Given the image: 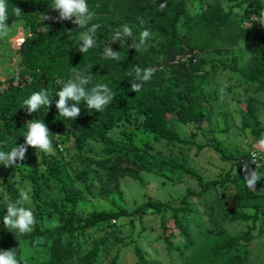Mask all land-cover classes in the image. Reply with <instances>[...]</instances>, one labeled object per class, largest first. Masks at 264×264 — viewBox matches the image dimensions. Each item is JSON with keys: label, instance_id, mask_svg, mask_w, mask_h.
I'll list each match as a JSON object with an SVG mask.
<instances>
[{"label": "rangeland", "instance_id": "374dc122", "mask_svg": "<svg viewBox=\"0 0 264 264\" xmlns=\"http://www.w3.org/2000/svg\"><path fill=\"white\" fill-rule=\"evenodd\" d=\"M242 1L186 0V10L192 18L217 3L227 13L228 19L237 23L242 36L232 47L178 55L162 68L167 69L166 83H172L175 78L169 72L171 69L177 70L182 63L187 64L189 60L200 58V73L207 75L201 85L207 101L200 107V113L206 116L210 112L209 119L182 124L173 113L167 114L165 118L168 129L176 132L182 140L204 145L202 150L192 144L164 140L142 128L143 117L132 111L106 132L104 140L88 139L79 149L75 147L74 138L62 131L55 136L52 153L26 156L20 166V173L24 176L17 175L14 179H8L19 193L21 190L29 192L30 199L23 206L34 212L36 223L33 230L55 229L63 226L64 221L73 215V236L63 234L60 238L62 244L72 249V264H78L88 253H93L90 264H204L203 251L215 231L224 230L228 235L235 236L251 227L250 241L235 244L222 259L237 256L243 264H264V214L258 215L254 225L251 221L230 220L231 216L241 212H253L252 209L240 207L235 201V181L232 178L240 173L237 159L251 149L262 152L264 158V150L257 147V141L251 136L249 128L242 127L248 101L263 125L264 87L247 83L237 71L230 69L231 65L238 69L245 67L257 52L258 42L249 33L260 28V24L252 17L264 9V0L254 6ZM237 3H241L240 6ZM58 15L57 12L49 13L54 22L59 21ZM61 22L64 29L71 32L68 46L75 45L80 41L79 34L84 31H75L76 25L71 21ZM11 25L9 36L0 39V84L3 88L11 84V79L17 81L19 58L13 39L19 33L27 32L24 22H19L18 26ZM132 27L133 37L124 41L111 39L103 48V56L108 46L120 52V59L135 51L130 45L138 39L140 31ZM176 28L177 35L183 37L188 31L186 20L180 17ZM162 43L164 41L157 38L148 43V48ZM216 146L229 160L221 158L215 150ZM85 158L91 159L94 164L84 165ZM56 161L58 167L52 173L47 166L54 165ZM173 164H184L204 183L222 179L226 174L232 181L223 187L211 186L201 196H188L191 210L187 215L179 213L174 216L170 210L154 212L147 209L140 216L135 213L131 217H120L99 222L89 228L84 227L92 213L114 212L119 208L133 212L147 199L170 207H181V200L188 191L198 193L201 189L194 178ZM117 165L137 170L142 182L131 178L109 179V170ZM29 175L36 177V181L27 178ZM66 190L74 193L77 200L74 207L64 198ZM253 191L264 195V190L256 186ZM10 203L14 201L5 192L0 179L3 216L7 214L6 209ZM261 211L264 213V207ZM8 231L16 236L30 234L21 235L13 229ZM182 231L188 233L189 241L181 234ZM52 242V239L38 236L19 240L14 249L20 264L47 261ZM10 249L11 244L0 248Z\"/></svg>", "mask_w": 264, "mask_h": 264}, {"label": "trees", "instance_id": "16d2710c", "mask_svg": "<svg viewBox=\"0 0 264 264\" xmlns=\"http://www.w3.org/2000/svg\"><path fill=\"white\" fill-rule=\"evenodd\" d=\"M261 1L263 0H243L242 3L254 6ZM161 3H164V0H88L90 9L96 13V17L91 23H98L101 27L95 34L97 47L89 49L86 53H80L81 41L69 47L70 33H67L60 22H54V19L49 16V13H56L51 10L52 0H8V24L24 22L30 37H26L19 51L17 81L14 82V79H11V84L0 95V150L10 151L15 146L25 144L23 136L27 128L24 126L30 120H43L48 126L49 132L54 134L52 143L55 140V135H59L63 131L74 138L75 147L79 149L88 139L104 140L106 132L132 111L143 117L142 128L160 138L195 145L193 141L182 140L176 132L168 129L165 116L173 113L182 124L199 123L209 119L210 112L206 116L200 113V107L207 101L206 95L201 90V85L205 82L207 75L200 73V58L189 60L187 64L182 63L181 68L177 70L171 69L169 72L174 74L173 78H175V82L172 83H166L167 69L162 68L178 55L232 47L242 34L237 29V23L229 20L227 13L217 3H213L206 11L193 18L186 10V0H167L168 6L162 10L159 8ZM240 4L237 3L238 6ZM12 6L19 7L23 15L16 17L13 14ZM38 13L46 14L51 19L42 22ZM180 17L186 20L188 26V31L183 37L177 35L176 26ZM138 18L143 19L145 26L151 30L152 38L149 42L159 38L164 43L160 46L152 45L147 51L136 52L135 50L119 60L108 61L102 51L112 39L114 31L120 29L124 24L135 26L141 31ZM44 26L48 27V31H44ZM74 30L78 32L87 29L75 26ZM249 34L258 42L257 52L249 59L245 67L238 69L235 65H231L230 69L237 71L247 83H253L262 88L264 87V25L260 24L259 29H254ZM133 65H138L142 69L147 67L156 69L152 79L143 83L138 92L131 91V84L135 81L128 75ZM72 67L90 72L94 76L92 84L107 83L113 90L114 99L102 111L89 110L82 101L79 105L81 112L77 118L72 120L59 115L55 107L58 101L57 92L71 78ZM42 89L48 91L52 104L49 108L42 106L37 112L29 115L27 109L24 108L23 101ZM69 104L71 105V102ZM242 127L249 128L251 136L256 141L264 135V123L261 125L255 109L249 101L246 105V113L243 114ZM195 146L199 150L204 148V145ZM215 150L220 153L223 160H229V157L218 146L215 147ZM36 153L44 154L28 147L25 157ZM21 163L22 161H17L20 166ZM83 164L91 166L94 162L85 158ZM236 165L240 173L232 178L235 181V201L240 207L252 209L253 212L252 214L241 212L231 216L230 220L251 221V224L254 225L258 215L264 214L261 211L264 207V195L247 188L243 181L242 168L238 163ZM20 166L5 168L0 165V179H2L5 192L14 202L20 199L19 191L8 179H14L17 175L24 176L20 173ZM173 166L194 178L201 189L198 193L188 191L181 200V207H170L168 204L147 199L133 212L119 208L114 212L92 213L88 216L84 227L89 228L99 222L120 217H131L135 213H139L140 216L147 209L154 212L170 210L174 216L179 213L187 215L191 210L187 201L188 196H201L211 186L223 187L232 181L226 174L222 179L204 183L193 170L186 168L184 164H173ZM57 167L58 161L54 162L52 166H47L52 173ZM109 175V179L131 178L142 182L137 170L118 165L109 170ZM27 178L33 182L36 181V177L33 175H29ZM256 187L264 190V178L256 184ZM64 198L73 207L77 203L72 191L66 190ZM3 217L0 206V248L3 245L11 244L14 249L19 240L31 239L33 236L44 237L52 239L53 242L48 260L40 264H72L74 256L72 249L60 241L63 234L73 236L75 232L72 214L64 221L63 226L43 231L34 229L27 236L11 235L3 225ZM251 231L252 227L235 236L228 235L224 230L215 231L203 251L204 264H243L237 256H230L227 260L222 258L230 252L235 244L250 241ZM181 234L186 241H189L188 233L182 231ZM92 254H86L78 264H90Z\"/></svg>", "mask_w": 264, "mask_h": 264}, {"label": "clouds", "instance_id": "9594fccd", "mask_svg": "<svg viewBox=\"0 0 264 264\" xmlns=\"http://www.w3.org/2000/svg\"><path fill=\"white\" fill-rule=\"evenodd\" d=\"M167 6V0L159 4L161 10ZM97 7H99V5H97ZM51 10L59 14L58 22H60V24H62L61 21H71L77 27L87 29L79 34V39L81 41L79 45L80 53H86L89 49L97 47L95 34L101 25L98 23H91L95 19L96 13L90 9L88 0H52ZM12 11L16 17L23 15L19 7L12 6ZM38 15L42 22L51 19V17L46 14L38 13ZM252 18L256 20L257 23L264 25V9H261L259 14ZM138 19L142 30L139 32L138 39L133 40L130 48L135 49L136 52L147 51L148 42L152 38V33L150 28L145 26V21L141 18ZM8 21V0H0V39L7 38L12 31L11 24L15 23L11 22L8 24ZM44 28L48 31L47 26H44ZM26 31L27 32L22 33L23 37L22 34L19 33L17 37L13 39V43L16 44L18 49V58L19 51L26 37H30L29 31ZM132 37L133 27L124 24L121 25L120 29L114 31L112 39L114 41H124ZM242 44L245 46L244 40ZM104 56L113 60H119L120 52L113 51V49L108 46L104 50ZM71 71V78L68 79L57 92L58 101L55 107L59 115L73 120L80 115L81 109L79 105L82 101L86 104L87 109L95 110L96 112L102 111L112 102L114 93L107 83L92 84L94 76L90 72L78 70L77 67H72ZM155 71L156 69L153 67L142 69L138 65H133L128 72V75L133 77L135 81L131 84V91L138 92L143 83L152 79ZM8 86L3 88L2 84H0V95ZM69 102H71V105ZM23 104L28 114L32 115V113L37 112L42 106L49 108L52 104V99H50L48 91L42 89L39 92L31 94L23 101ZM24 127L27 128L23 136L25 144L18 147L15 146L10 151L0 150V165H3L5 168L20 166L17 164V161H23L25 159L28 147L49 154L54 151L52 143L54 134L49 132L48 126L43 120L27 121ZM257 147L260 150H264V135L257 141ZM250 162L256 166L254 170L250 169L247 164H245L241 170L244 173L243 181L247 188L255 190L256 184L264 178V171H261V168H264V164L257 162L255 152L252 153V160H250ZM19 196V200L8 204L6 209L7 214L3 217V225L5 228L16 230L19 234L23 235L33 231L36 220L33 210L23 206V204L30 199L29 192L21 190ZM0 264H20L16 249L0 250Z\"/></svg>", "mask_w": 264, "mask_h": 264}, {"label": "built area", "instance_id": "2783aa9c", "mask_svg": "<svg viewBox=\"0 0 264 264\" xmlns=\"http://www.w3.org/2000/svg\"><path fill=\"white\" fill-rule=\"evenodd\" d=\"M255 152L256 153V160L258 163L260 164H264V158H263V154L262 152L256 150V149H251L249 151H246L245 154L241 155L238 159H237V163L239 164V166L242 168L245 164L248 165V167L250 169H255V165L252 164L250 162V160H252V153ZM261 171H264V168H261Z\"/></svg>", "mask_w": 264, "mask_h": 264}]
</instances>
